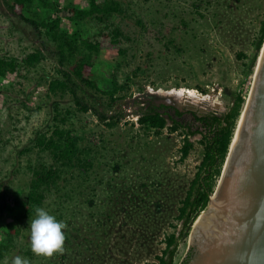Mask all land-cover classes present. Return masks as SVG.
Segmentation results:
<instances>
[{"label":"rangeland","instance_id":"374dc122","mask_svg":"<svg viewBox=\"0 0 264 264\" xmlns=\"http://www.w3.org/2000/svg\"><path fill=\"white\" fill-rule=\"evenodd\" d=\"M118 1L122 13L108 22L126 36L121 42L126 56H119L116 49L101 50L91 69L94 81H108L116 72L127 94L109 108L102 106L107 115H118L117 121L108 125L113 121L101 122L91 111L78 110L67 91H48L49 81L60 77L54 46L38 37L0 0V56L21 58L34 50L42 53L39 62L26 73L22 70L24 77L19 84L16 76L8 82L0 81V239L19 216L18 203L27 191L30 167L38 161L50 162L47 153L34 146L37 133L47 132L53 123L70 129L82 157L90 164L86 172L76 168L67 177L72 184L83 176L86 181L66 211L73 229L63 250L50 257L37 256L30 250L28 224L34 215L21 220L20 234L13 239L14 249L0 264H12L17 256L29 264L156 261L165 248L166 236L174 233L178 237L181 231L177 208L200 164L203 147L197 142L198 136L191 137L193 147L180 160L183 133L144 129L137 122L138 104L131 99L147 91L192 89L208 98H191L188 102L213 109L217 104L225 110L236 94L244 102L248 96L254 70L248 74L245 69L254 53L252 45L264 15V0ZM63 3L87 6L85 0ZM47 12L34 3L23 10V15L31 18L37 13L43 18ZM74 27L62 18V29ZM101 29L108 32L94 21L79 26L82 37L89 40L100 39ZM239 53L246 57H239ZM63 67L71 68L67 64ZM186 100L180 96V102ZM88 200L92 203H86ZM188 242V235L178 239L172 264L182 259Z\"/></svg>","mask_w":264,"mask_h":264},{"label":"trees","instance_id":"16d2710c","mask_svg":"<svg viewBox=\"0 0 264 264\" xmlns=\"http://www.w3.org/2000/svg\"><path fill=\"white\" fill-rule=\"evenodd\" d=\"M10 11L25 22L34 30L40 38H45L54 46L59 56L60 77L51 79L48 83V91L51 93L67 91L73 103L82 112L91 111L99 121L105 122L110 119L113 125L118 119V115H107L105 108L111 107L117 101L126 98L124 86L119 83L116 72L110 74L108 81H94L91 78V69L95 56L101 50L116 49L121 57H125L127 50L121 46L122 40L126 38L117 25L109 24L108 21L116 14L122 13L121 4L118 0H85L87 6L79 8L64 4V0H3ZM38 4L42 9L49 10L45 17H40L37 13L28 18L23 15V10H29L32 4ZM62 18L75 24L74 28L64 30L61 28ZM88 21L96 24H103V28L98 32L100 39L89 40L82 37L79 26ZM141 25L140 21H137ZM264 38V15L259 23V28L255 34L253 45L254 53L246 63L245 73H253L255 62ZM127 39V38H126ZM168 43L174 45L173 40ZM239 57H246L243 53ZM42 58L40 50H34L25 54L21 58L0 56V81L12 80L11 76H16L18 84L24 77L22 70H28ZM71 66L64 69V65ZM24 68V69H22ZM26 73V71H25ZM200 92L206 90L198 87ZM94 97L90 101L91 96ZM86 98L88 101H86ZM244 104V98L236 94L227 112L222 116L205 115L200 118L204 124V131H191L185 133L182 146L179 149L180 160H184L193 147L188 135L200 134L198 140L203 147L202 158L197 171L181 199L177 208V220L181 222V231L178 237L172 233L165 238V248L161 255L156 256V261L147 264H172L171 258L174 254L178 239L187 237L192 223L203 211L212 196L217 179L227 154V150L236 126L237 119ZM105 105V108L102 106ZM56 122V117L53 118ZM63 122L64 119H60ZM137 122L146 130H155L159 133L165 127V119L158 113H143L137 118ZM177 126L170 127L173 131ZM34 146L39 152H46L50 162L38 161L30 167V178L26 183L27 191L24 199L18 203L21 208L19 216L14 218L8 226V230L3 232L0 239V260L14 249L13 239L20 234V224L22 219H28L35 215V208H44L54 215L57 220L63 221L66 228L63 230L65 240L68 241L69 231H72V221L67 217L66 211L70 203L84 189L86 177L75 184L69 182L67 178L72 175L75 169L81 168L86 172L90 164L85 160L80 152L78 141L71 136V130L53 123L47 132L36 134ZM79 178V177H78ZM86 203H92L88 200ZM77 205H81L78 203ZM21 217V218H20ZM102 224V223H101ZM98 223V227H101ZM99 229V228H98ZM95 229V231H98ZM73 233V232H72ZM86 241V237L84 236ZM193 248H190L187 255L179 264H187L191 258ZM29 253V252H27Z\"/></svg>","mask_w":264,"mask_h":264},{"label":"water","instance_id":"95a60500","mask_svg":"<svg viewBox=\"0 0 264 264\" xmlns=\"http://www.w3.org/2000/svg\"><path fill=\"white\" fill-rule=\"evenodd\" d=\"M149 95L158 103L180 99L171 91ZM243 105L217 185L191 225L179 263L193 248L187 264H264V38ZM214 110L223 109L215 104Z\"/></svg>","mask_w":264,"mask_h":264},{"label":"flooded vegetation","instance_id":"af4514ba","mask_svg":"<svg viewBox=\"0 0 264 264\" xmlns=\"http://www.w3.org/2000/svg\"><path fill=\"white\" fill-rule=\"evenodd\" d=\"M152 93V92H150ZM187 98L186 101L175 104L171 103H158L157 99L153 95H149V91L141 95V97H136L131 103H137L138 108L136 109V113L140 116L143 113H158L165 119V127L170 130V127L177 126L175 130L172 132H176L180 130L183 133V137L185 133L191 131H204V123L201 122L200 118L205 115H216L222 116L224 115L228 108L222 111L214 110L213 108L199 106L196 103L188 102L190 97L187 95H182ZM138 116V117H139ZM198 136V140L201 138L200 134L188 135L189 140L191 137Z\"/></svg>","mask_w":264,"mask_h":264},{"label":"clouds","instance_id":"9594fccd","mask_svg":"<svg viewBox=\"0 0 264 264\" xmlns=\"http://www.w3.org/2000/svg\"><path fill=\"white\" fill-rule=\"evenodd\" d=\"M29 227L30 250L37 256L50 257L54 252L62 251L65 242L66 224L43 208H35V218ZM12 264H29V261L17 256Z\"/></svg>","mask_w":264,"mask_h":264},{"label":"bare ground","instance_id":"6f19581e","mask_svg":"<svg viewBox=\"0 0 264 264\" xmlns=\"http://www.w3.org/2000/svg\"><path fill=\"white\" fill-rule=\"evenodd\" d=\"M172 93H175V94H177V95H179V96H181V95H187V97H190V98H192V99H196V98H203V99H206V98H208L207 96H203V97H201L200 95H198V93H196L195 91H193L192 89H179V90H175V91H172ZM183 99V98H182ZM191 100V99H190ZM245 101H246V99H245ZM193 102V101H192ZM244 104H245V102H244ZM243 108H244V105H243V107H242V111H243ZM241 111V112H242ZM242 115H243V112H242ZM242 115L239 117V121H241V117H242ZM239 123V122H238ZM237 123V124H238ZM237 127V126H236ZM235 131H236V128H235ZM234 131V132H235Z\"/></svg>","mask_w":264,"mask_h":264}]
</instances>
